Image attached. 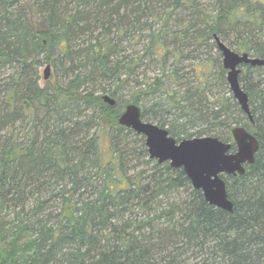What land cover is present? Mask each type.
I'll return each mask as SVG.
<instances>
[{
	"label": "trees",
	"instance_id": "trees-1",
	"mask_svg": "<svg viewBox=\"0 0 264 264\" xmlns=\"http://www.w3.org/2000/svg\"><path fill=\"white\" fill-rule=\"evenodd\" d=\"M22 1L0 0V73L12 69L0 85V205L27 183L32 201L10 239L0 236V264H264V65L238 76L252 122L230 91L210 92L209 77L228 90L222 65L178 94L161 79L171 58L169 80H181L178 65L195 58L182 49L190 40L217 48V36L264 60V0H33L42 28ZM83 36L85 47L73 44ZM130 41L145 42L135 58L123 54ZM146 55L161 74L136 78L142 90L123 100ZM43 62L62 67V79L40 86ZM130 103L176 141L216 136L234 151L233 125L256 137L244 174L222 177L232 212L209 205L181 168L150 159L143 137L117 124Z\"/></svg>",
	"mask_w": 264,
	"mask_h": 264
},
{
	"label": "water",
	"instance_id": "water-1",
	"mask_svg": "<svg viewBox=\"0 0 264 264\" xmlns=\"http://www.w3.org/2000/svg\"><path fill=\"white\" fill-rule=\"evenodd\" d=\"M217 49L221 55V65L225 70V79L234 100L241 111L252 122L248 97L238 80L241 67L244 65L263 66L264 60L252 57L247 52H235L217 36H214ZM50 65L43 69L42 79H50ZM102 101L109 106L115 100L107 94ZM119 126L129 128L144 137L148 157L158 164L168 162L172 168H181L192 188L201 191L204 200L211 206L232 212L233 204L228 198L223 176L243 175L245 166L254 162L258 150V141L254 135L241 125H233L230 135L235 150L230 151L231 143L216 136L185 138L176 141L164 127L144 121L141 108L133 103L127 104L117 118Z\"/></svg>",
	"mask_w": 264,
	"mask_h": 264
},
{
	"label": "rangeland",
	"instance_id": "rangeland-1",
	"mask_svg": "<svg viewBox=\"0 0 264 264\" xmlns=\"http://www.w3.org/2000/svg\"><path fill=\"white\" fill-rule=\"evenodd\" d=\"M32 1L33 0H23L22 5L20 6V10L25 12L29 18H31L33 21L37 22L38 27L42 28V20L37 16L35 13V8L32 6ZM205 7L210 9L211 6L209 5V2L205 3ZM173 23V20L168 22V26ZM155 29L159 28H164L162 27V21H158L155 26ZM95 36V33L92 35ZM89 40V36H83L80 37L78 40L74 41L73 44H79L81 47H85L87 45ZM86 42V44H84ZM210 45V42H208ZM145 42H140V43H135L134 41L130 42H125L123 44V54L125 55H130L131 57L135 58L137 55L141 54L143 49H144ZM206 45V44H205ZM204 44L202 45H194L192 43V40L187 41V47L182 48L185 50V52H192L191 55L195 56V58H187V60H182L180 63V66L178 65V68L181 69L180 75H181V80H176L175 82H171L169 80L168 76V69L170 70L174 69V60L173 59H168L166 61V66L163 70V74L161 75L162 82L164 83V88L162 90L168 91L169 93L176 92L178 94L181 91V88H179V85H182L184 83H194V80L196 79V76L199 74L200 71L206 69L209 71L210 75L213 73H216L219 71V65L221 66V55L220 53L218 54L217 48H209L205 46ZM168 49H172V46H169ZM42 57V56H41ZM152 57L149 55H146L144 57V60L140 64V68H138L135 73L131 76L128 85L124 88L122 91V99L126 100L129 98V96L134 93V92H140L143 88V85H138L135 84V79L139 82H141L144 78H153L155 76H159L161 74V69L156 67L152 62H151ZM219 59V61H217ZM154 61V60H153ZM219 63V64H218ZM50 64V63H49ZM46 63L43 62L41 67L38 69L39 73V80L38 84L40 86H43L45 83H53L56 79L61 80V73H62V67L60 68L57 66V69H54V66L50 64V79L48 81H44L42 79L43 75V69L45 67ZM12 69H4L3 72L0 73V85L3 83V78L7 77L11 73ZM4 73V74H3ZM144 75V77H143ZM138 76V77H136ZM208 81L211 85V87H208L210 89V92L214 94L215 96H224L228 95V90L225 88L224 84L219 83L215 81L213 78L209 77ZM227 85V83H226ZM90 87V86H86ZM228 87V86H227ZM178 92V93H177ZM231 94V93H230ZM212 98V97H211ZM3 99V93H0V102ZM166 96L162 95L160 96V101H165ZM152 102V99L149 100L148 102ZM150 102V103H151ZM166 102V101H165ZM146 119V118H145ZM150 122V120H148ZM151 123L156 124L154 121ZM20 123H17L14 127V131H20L19 129ZM167 126H164L166 128ZM197 127H188V132L189 133H195ZM4 131L0 132V136L4 135ZM138 135V134H137ZM212 135V134H208ZM142 136V135H139ZM20 137V134H19ZM143 137V136H142ZM193 137H197V135H194ZM144 139V137H143ZM137 151H140V142L137 143ZM24 182V181H23ZM26 183V182H24ZM27 187L24 189L23 192H19V194H16V197L18 199L16 200H11V197H6L4 199V203L2 201V205H0V236L3 241H8L12 235V232L16 230V225L21 223V220H25L28 216L29 212V205L32 201L31 198L28 197L27 191L31 188L28 186V183L26 185ZM14 197V196H13ZM27 240V236H22L19 239V243H23ZM15 264H21L16 262Z\"/></svg>",
	"mask_w": 264,
	"mask_h": 264
}]
</instances>
